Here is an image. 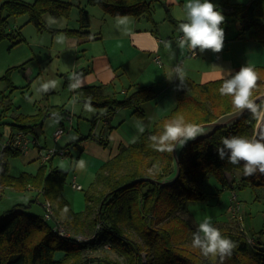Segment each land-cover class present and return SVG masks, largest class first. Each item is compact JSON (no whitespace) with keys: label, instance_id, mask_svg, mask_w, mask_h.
<instances>
[{"label":"trees","instance_id":"obj_1","mask_svg":"<svg viewBox=\"0 0 264 264\" xmlns=\"http://www.w3.org/2000/svg\"><path fill=\"white\" fill-rule=\"evenodd\" d=\"M87 1L99 5L110 16L133 17L150 13L152 2ZM224 5L229 8L228 15L237 19V36L246 34L248 38L264 43V0ZM71 6L72 3L67 0H2L0 39H11L12 44L20 41L16 33L6 28L11 16L27 14V20L38 29L52 30L44 22L43 14L47 13L52 18L68 17ZM78 10V26L60 29L65 35H90L88 11L82 7ZM252 68L258 75V81L251 98L264 92V66ZM9 72L10 68L0 78L11 83ZM184 78L185 86L179 89V80L175 78V106L134 141L120 145L118 152L97 168L84 192L85 205L82 210H72L64 197L62 189L67 171L48 164L52 158L41 163L35 173L24 171L15 176L8 172L6 160L20 151L8 147L1 149L0 184L19 191L28 187L38 188L43 199L51 203L53 220H58L72 234L60 235L53 229L54 221L50 220L49 223L43 213L27 211L25 207L29 204L15 205L0 215V264H264L262 240L253 238L251 242L245 231L229 220H216L212 226L234 243L231 254L223 259L203 256L198 248L192 246L196 223L187 214L181 213L186 200L204 197L199 183L208 173L228 183L225 173L232 174L234 169H239V187L264 184V175L245 176L242 163L230 164L227 158L219 159L216 152L221 137L237 135L252 138L259 112L252 114L247 111L236 123L218 127L208 136L186 144L179 153L178 177L167 184L159 183L174 172L173 154L157 151L150 136H159L163 125L178 117H183L185 123L200 124L235 109L232 97L219 93L223 83L220 78L203 83L195 82L185 74ZM98 88L99 85H81L72 88V94L83 103L108 110L135 107L134 113L138 117L143 116L138 105L155 96L149 85L139 86L121 99L111 94H100ZM207 99L211 100L210 105L206 103ZM2 103L3 112L10 102L4 98ZM256 104L260 109V102ZM61 111L62 106L48 105L32 115L19 112L7 124L14 129L33 133L46 116H54L61 122ZM89 136L104 143L91 133ZM78 235L88 236L78 239ZM57 252H62V256L55 258Z\"/></svg>","mask_w":264,"mask_h":264},{"label":"rangeland","instance_id":"obj_2","mask_svg":"<svg viewBox=\"0 0 264 264\" xmlns=\"http://www.w3.org/2000/svg\"><path fill=\"white\" fill-rule=\"evenodd\" d=\"M24 1L32 2L33 0ZM67 1L72 3L68 17H57L55 18L57 22L51 23L49 20L50 16L47 13L43 14L44 22L53 28L52 30L38 29L33 22L27 20V14L8 18L7 30L16 33L20 41L12 44L11 39H0V77L10 68L9 78L11 80V83H9L6 79L0 78V151L2 145L6 142L5 126L8 121H11L14 115L19 112L27 115L36 114L44 106L51 104L63 105V112L60 117L64 122V137L69 132L78 135L95 132L93 124V117L95 115L92 111L96 109L100 112V108L93 110V108H88L89 106L83 107L82 103L72 98L73 96L70 94L71 77L73 76L72 71L83 56L79 53H83V51L81 52L73 47L60 28L64 26L75 27L78 25L77 14L79 6L88 11L90 20L93 21V28L101 23L103 27L108 28V26H114L113 19L119 21V19L124 18H114L105 13L99 5L90 4L87 0ZM210 2L218 5V0H210ZM151 14L157 22L156 28L160 34L170 33L171 28L174 29L175 33L178 32L173 22V17L183 18L182 16H184L180 6L176 5L169 9V6L164 3H154ZM221 14L225 18L224 22L220 25L224 30L223 47L226 44L234 46L236 35L239 32L237 19L224 12H221ZM184 20L186 21V17ZM60 37H63L62 43H58ZM166 41L168 42L167 54L171 51L172 55V51H178L179 41L175 36L170 34ZM186 47H183L182 51H186ZM194 51L201 56L198 49ZM215 54L211 50H204L202 52V60H205L202 61V70L210 68L215 64L212 60ZM185 59L190 61L191 69L196 68L193 57H186L185 52L183 58L174 59V62L177 60L175 65L184 66L183 62H185ZM181 60L183 61L182 63H180ZM153 67L158 69L156 65ZM183 72H186L185 69H183ZM188 72L189 74H193V77H191L196 81L201 79L200 77H196L194 73H191L192 71ZM207 76L209 78L212 75ZM48 81H55L56 87L47 93H38L36 89L42 83ZM65 81H68V83L65 84ZM118 95L117 97L121 98L122 95L120 92H118ZM4 98L10 102V105L2 112L4 108L2 99ZM206 103L210 105L211 100L207 99ZM260 104L259 111L262 108V101H260ZM143 108L147 110L149 108L148 104H144ZM210 110L212 111L211 108ZM148 111V114H151V108ZM220 115H217V117ZM146 122L148 124L146 128H150L153 121L149 123V120H147ZM55 127H58V123L54 116L44 117L42 124L37 126L36 132L41 146H56L61 144L60 141L57 140L54 142L53 140ZM29 137L32 138L31 135ZM85 137L86 135H83L80 140ZM92 140L98 142L96 139L90 137V141ZM70 153L72 154L71 156ZM70 153L68 152L65 156H55L48 164L57 166L60 169L62 168V170H68L67 176L70 179L68 177L66 178L62 193L68 200L71 209L79 211L84 208V192L94 177V168H97L96 164H94L97 155H95L94 150L88 148L85 144L71 147ZM36 156L37 148L35 145L32 146L31 141L29 149L26 152L7 157L6 167L8 172L15 176L24 171L35 173L40 165L39 159ZM70 161H72L71 166ZM81 161L84 162L83 168L80 167L79 162ZM225 174L228 183H224L212 173H208L203 177L199 186L204 193V197L186 200L184 211L181 213L187 214L197 226L205 218H210L211 224L216 220H229L239 225L245 231L251 242H253V238H259L264 243V184H246L239 187L238 183L241 177V171L239 169H234L232 174ZM73 175L77 176L76 181L81 183L83 189L71 188L70 182L68 181L71 180ZM234 193L236 199L233 198ZM31 195L35 196V192L27 191L26 189L19 191L1 185L0 215L5 210L22 204H29L26 205L28 207H25L27 211L42 214L43 208L39 203L43 199L42 195L38 194L37 201ZM237 203L239 204L238 210L233 207ZM48 222L51 223L50 220ZM66 231L72 234L67 228ZM78 236L87 237L88 235ZM60 256H62V252L55 253V258H59Z\"/></svg>","mask_w":264,"mask_h":264},{"label":"crops","instance_id":"obj_3","mask_svg":"<svg viewBox=\"0 0 264 264\" xmlns=\"http://www.w3.org/2000/svg\"><path fill=\"white\" fill-rule=\"evenodd\" d=\"M153 1L154 0L151 2L150 13L148 14L143 13L138 17H133L131 15L113 16L114 18H127V20L130 21L128 24H121L119 22L121 19H119V21L113 19L114 26H108V28H106L103 27V24L101 23L93 28V21L90 20V35H66L68 42L73 45V47L81 52L83 51V53H79L83 56L72 71L73 74H78L80 76L81 85H99L98 91L100 94H111L117 97L119 96L118 92H120L122 95L121 98L135 91L142 85L151 86L155 92V96L153 98L138 105L143 111L142 117H138L134 113L135 107H121L115 110H108L104 107H97L80 101L83 107L89 106L88 108H93V110L95 108H100V112L96 109L95 111H92L95 115L93 117L95 132L91 134H93L94 137L102 139L104 143L94 142V140L90 141V136L88 137V134L78 135L76 133L69 132L66 137H64V122L61 117V122L56 120L58 127L60 126L63 128V133L58 138H55L53 135L54 142L58 140L61 143L55 147L66 148L67 152L70 153L71 147L73 148L85 144L88 148L94 150L95 155H97L94 162L97 168L104 161L115 155L118 152V147L120 145H128L142 133L137 127L138 123L144 127L145 131L149 129L146 128L148 127L146 122L147 120H149V123L151 121L155 122L159 117L169 112L175 106V77L171 80L166 77L173 74V69L175 68V63L177 62V60L174 62V59L183 58L184 52L186 53V57H193L196 68L191 69L190 61L185 59V62H183L182 59L180 63L183 62L184 66L182 67L186 71L183 72V74L189 76L192 80L198 83L220 78L221 69L234 72L245 65L250 67L257 65L264 66V43L250 39L246 34H241L240 36L236 35L234 46L226 44L222 50L219 53H216L215 57L212 58L215 64L204 70H202V61L205 60H202V52H200L201 56L197 53L190 55L187 53L189 48L186 47V51H182V48L178 46V51H172V55L171 51L167 54V46L165 42H167L166 40L169 38V35L171 34L175 36L178 41L180 40L178 36L182 33L178 30V26L181 22H186L184 20L186 17V10L184 6L187 3V0ZM249 1L250 0H218V5H216V7L218 10L220 9L221 12L228 14L229 8L224 5L225 3H247ZM154 3H164L169 6V9L176 5L181 7L182 12L184 13V16H182L183 18L173 17V22L178 32L175 33L174 29L171 27V31L170 33L168 32V34H160V32H158L156 28L157 22L151 14L152 9L154 8ZM65 27L68 26L61 27L60 29ZM155 56H159L161 60L160 66L155 63ZM154 65H156L158 69L154 68ZM206 67L208 66L206 65ZM188 71H192L191 73H194L196 77H200L201 79L196 81L192 78L193 74H189ZM207 75L212 76L207 78ZM70 94L73 96L72 98L78 101L76 96L72 94V87L70 88ZM144 104H148V107L151 108V114H148L149 108L147 110L143 108ZM62 112L63 105L60 115H62ZM5 127V141L11 135H14L17 131H19L12 128L9 124ZM36 128L37 126L34 128L33 133L28 134L31 135L35 141H32V146H36V157L39 159V163L41 164L43 162L40 159V151L46 147L52 146L40 145ZM56 128L57 127H55V129ZM83 135H86V137L80 140ZM30 143L25 151H20L19 149L17 150H19L20 153L26 152L29 149ZM71 155L72 154L70 153V156ZM52 160L53 158L51 161ZM70 163L71 166L72 161H70ZM97 168H94V174ZM64 170L68 171L67 169ZM75 179H77V176H75ZM70 181L71 180L68 182ZM81 189H83V187ZM26 190L35 192V196H31L36 199V201L38 199V194L42 195L38 188L28 187ZM43 200L44 199H42L39 203L41 204Z\"/></svg>","mask_w":264,"mask_h":264},{"label":"clouds","instance_id":"obj_4","mask_svg":"<svg viewBox=\"0 0 264 264\" xmlns=\"http://www.w3.org/2000/svg\"><path fill=\"white\" fill-rule=\"evenodd\" d=\"M186 22H181L178 30L182 33L179 40L181 48L187 46L194 54V50L203 52L211 50L219 53L223 48L224 30L220 25L224 22V16L217 9L216 5L210 0H188L185 4ZM51 23H56L55 18H49ZM121 24H128L127 18L119 21ZM63 42V37L58 39V43ZM166 46H167V42ZM173 77L179 80L177 89L185 86L183 68L176 65L173 74L166 78L171 80ZM220 79L223 81L219 88L221 95L232 97V104L240 110L247 109L252 114H258L259 108L251 99L252 90L256 87L258 75L256 71L248 66H242L238 72L233 74L230 70L221 69ZM70 87L81 86V78L78 74L71 77ZM56 87L55 81L42 83L36 89L38 93H47ZM140 132L144 127L137 124ZM208 130L199 124L185 123L183 117L170 120L163 125L162 133L149 137L153 146L159 152H170L182 148L190 140L199 136L207 135ZM219 159L227 158L233 165L243 164V174L254 176L257 173L264 175V134L255 138H244L237 135L221 137L220 144L216 147ZM80 167H84L81 161ZM192 246L198 248L202 255L219 256L221 259L229 256L234 243L221 235L219 229L212 226L210 218H205L198 224L197 229L192 234Z\"/></svg>","mask_w":264,"mask_h":264},{"label":"built area","instance_id":"obj_5","mask_svg":"<svg viewBox=\"0 0 264 264\" xmlns=\"http://www.w3.org/2000/svg\"><path fill=\"white\" fill-rule=\"evenodd\" d=\"M182 36L179 35L178 38L180 39ZM188 54L192 55L193 51L189 49ZM154 61L157 65H161V60L159 58V56H155L154 57ZM63 133V128L62 127H57L54 130V137L58 138L61 134ZM33 141V138L29 137V134L27 132H24L22 130L17 131L14 135H11L6 142L2 145V148L8 147V148H14V149H19L20 151H25L28 148V144ZM67 150L66 148H62V147H46L44 148L42 151H40L39 155H40V159L42 162H45L47 160H49L50 158H53L55 156H65L67 155ZM1 156H0V162H1ZM70 186L74 189H81L82 186L81 184H79L76 179H75V175H73L71 177V181H70ZM1 187V185H0ZM233 198L236 199L235 193L233 194ZM42 206H43V217L46 220H52L54 221V226L53 229L55 231H57L60 235L62 236H69L70 234L66 231V229L63 227V225L58 221V220H53V210H52V206L51 203L48 199H44L42 202ZM234 209L238 210L239 208V204L237 203L235 206H233ZM78 239H84V237L78 236Z\"/></svg>","mask_w":264,"mask_h":264},{"label":"water","instance_id":"obj_6","mask_svg":"<svg viewBox=\"0 0 264 264\" xmlns=\"http://www.w3.org/2000/svg\"><path fill=\"white\" fill-rule=\"evenodd\" d=\"M251 99L255 103L262 101V108L259 111L258 117H257L255 125H254V132H253L252 138H255L258 135L264 134V92L254 96ZM247 111H248L247 109L240 110V109L236 108L232 111L221 114L219 117H217L214 120L200 123L199 125L206 128L208 130V132H207V135L199 136L197 138L208 136L218 127L228 126V125H231L233 123H236L244 114H246ZM191 141L192 140L188 141L186 144L190 143ZM182 148H178L172 152L174 172L171 175H169L168 177H165L162 180H160L159 183L167 184V183L174 181L178 177L179 171H180L179 153H180Z\"/></svg>","mask_w":264,"mask_h":264}]
</instances>
